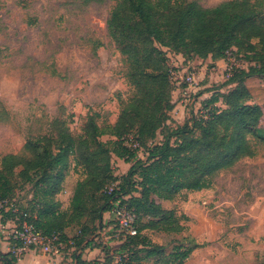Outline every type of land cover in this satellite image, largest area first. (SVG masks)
Returning a JSON list of instances; mask_svg holds the SVG:
<instances>
[{
    "label": "trees",
    "instance_id": "1",
    "mask_svg": "<svg viewBox=\"0 0 264 264\" xmlns=\"http://www.w3.org/2000/svg\"><path fill=\"white\" fill-rule=\"evenodd\" d=\"M107 26L125 57L127 75L134 87L113 126L116 140L102 141L100 127L90 117L86 135L77 141L67 129L59 131L56 153L44 146L42 155L30 161L10 154L2 158L0 167V203L15 202L30 215L39 232L59 233L68 247H72L68 241L74 235L69 237L67 229L81 231L74 245L76 264H111L106 261L107 253L105 262L88 261L78 248L92 243L104 226L103 214L110 212L117 201L135 215L138 229L137 235L128 237L122 245L120 264H136L138 252L151 245L143 234L147 228L183 230L174 211L164 209L159 202L172 200L183 190L207 188L218 172L254 156L255 148L248 135L264 119V104L253 103L246 84L252 75L264 76V0H225L214 7H204L196 0H119ZM168 51L181 54L186 60L209 55L227 58L228 52H245L255 64L247 69H233L225 82L232 87L212 95L205 107L207 116L177 124L171 117L175 85ZM159 133L163 138L157 142ZM127 134L139 141L145 158L124 145L121 139ZM111 147L132 163L122 177H117L110 165ZM75 151L85 177L77 181L70 206L63 210L58 199L64 189L63 168ZM19 165L23 166L20 176L29 178L34 170L35 176H41L35 182L37 194L26 203L15 200L10 178ZM11 216L10 212L4 214L5 218ZM142 217L150 218L139 225ZM161 248L155 245L147 251L148 255L157 250L156 254L164 258H180L175 264H181L191 252L189 249L181 256L179 251L163 255ZM0 264H18V258L11 251L0 252Z\"/></svg>",
    "mask_w": 264,
    "mask_h": 264
},
{
    "label": "rangeland",
    "instance_id": "2",
    "mask_svg": "<svg viewBox=\"0 0 264 264\" xmlns=\"http://www.w3.org/2000/svg\"><path fill=\"white\" fill-rule=\"evenodd\" d=\"M118 1L0 0V167L2 158L10 154L30 161L42 155L44 146L56 153L59 131L67 129L77 141L86 135L90 117L100 127L102 141L116 140L113 126L123 101L134 92L128 64L107 26ZM196 1L214 7L225 0ZM173 53H167L171 67ZM227 55L232 62H227L226 71L229 65L235 70L255 64L245 52ZM227 79L225 75L207 88L197 83L187 100L177 96L184 99L185 120L191 123L207 116L206 103L216 93L209 89H221L216 94L226 91ZM248 79L253 103L263 105L264 76ZM263 137L264 119L248 135L254 156L218 172L207 188L183 190L172 200L160 201L164 209L174 211L184 229L165 232L147 228L143 234L151 245L138 252L136 264L180 262V258L156 254L157 250L148 255L155 245L162 246L163 255L179 251L181 256L190 249L181 264H264ZM162 138L159 133L156 141ZM141 148L137 155L145 158ZM113 151L111 147L110 165L114 174L122 177L129 171L117 175L118 171L123 173L117 164L125 158ZM78 157L75 151L65 160V181L85 177ZM22 167L17 166L10 178L15 200L26 203L37 194L35 182L41 176H35V170L29 178L20 176ZM149 218L142 217L139 225ZM119 235L110 237L113 243L99 233L95 235L96 245H106L103 251L111 264H116L128 239L125 233ZM105 257L101 261L105 262Z\"/></svg>",
    "mask_w": 264,
    "mask_h": 264
},
{
    "label": "built area",
    "instance_id": "3",
    "mask_svg": "<svg viewBox=\"0 0 264 264\" xmlns=\"http://www.w3.org/2000/svg\"><path fill=\"white\" fill-rule=\"evenodd\" d=\"M228 63H231L230 55L226 58ZM234 65L227 67L226 75L229 77L233 72ZM172 80L174 85L180 86L184 99L189 98L196 86V78L194 73L186 72L179 75L174 69L172 70ZM125 146L139 152L141 148L139 141L132 135L127 134L122 137ZM139 157V156H138ZM108 188V193H111L113 187ZM10 212L11 218H5L4 214ZM113 215L112 229L120 238L121 233H125L127 237L135 236L138 233L136 226V217L133 213L126 209L120 201L114 203L113 209L110 211ZM0 232L1 235L9 242L10 251L18 260L27 255L31 251L39 252L48 258L60 257L63 254L67 244L61 239L59 233L44 235L39 232L35 225L30 220V215L21 209L15 202L5 200L0 203ZM81 236V231L75 232L74 236L68 241V244L74 247L76 240ZM123 257V252L120 253L116 264H120Z\"/></svg>",
    "mask_w": 264,
    "mask_h": 264
},
{
    "label": "crops",
    "instance_id": "4",
    "mask_svg": "<svg viewBox=\"0 0 264 264\" xmlns=\"http://www.w3.org/2000/svg\"><path fill=\"white\" fill-rule=\"evenodd\" d=\"M172 56V67L178 72L179 75L186 73L190 70L194 73L196 78V83H200V86L203 88H207L210 84L221 81L225 78L227 73L226 66L227 60L226 58H214L212 55H209L206 58H193L186 60L185 57L181 54H170ZM170 57V56H169ZM233 60V59H232ZM234 61V60H233ZM245 68V67H243ZM189 71V72H190ZM249 79L246 80V84L248 85ZM228 88H231L232 85H227ZM173 94H172V101L174 103V108L171 112V117L173 121L177 124L184 123L186 119V111H185V104L183 103L184 99L182 98L177 99V96H184L182 93V88L178 85H175ZM221 90V89H220ZM218 88L209 89V91L217 92L220 91ZM223 91V90H222ZM206 95V92L203 93ZM214 94V93H213ZM206 98V97H205ZM123 164V165H122ZM118 166L123 167V173H119L118 171L116 174H126L130 169V163L126 162L124 159H118ZM122 169V168H121ZM78 179H67L64 183L63 191L58 194V199L62 203V209L67 210L70 206L71 198L74 193V188L77 183ZM103 223L104 226L99 229L97 234H101L108 243H113L115 240L112 239L110 241V237L117 236L112 229L113 223V215L111 212H105L103 214ZM76 232L75 228L67 229L66 233L69 237H72ZM90 245H80L78 250L82 253V258L85 260H101V257L104 256V246L96 245V239ZM120 242V241H119ZM85 244V243H83ZM76 250V247H68L63 251L62 256L56 258H48L45 255L31 251L27 255L23 256L21 259L18 260V264H76V260L73 257V252ZM10 251L9 242L5 240V238L1 235L0 232V252L7 253Z\"/></svg>",
    "mask_w": 264,
    "mask_h": 264
}]
</instances>
